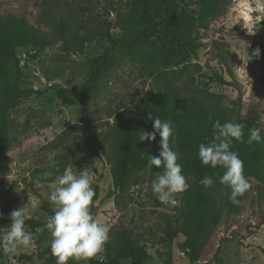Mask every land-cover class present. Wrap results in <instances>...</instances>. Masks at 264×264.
<instances>
[{"label":"rangeland","instance_id":"obj_1","mask_svg":"<svg viewBox=\"0 0 264 264\" xmlns=\"http://www.w3.org/2000/svg\"><path fill=\"white\" fill-rule=\"evenodd\" d=\"M216 1L185 40L194 38L198 48L183 49L185 58L172 57L159 72H178L172 84L201 111L232 122L253 117V127L264 136V0ZM203 3L180 0L178 5L196 17ZM0 15L34 26L47 41L41 49L16 50L19 62L7 65L9 80L20 71L22 89L50 88L42 96L19 101L8 112L11 145L0 158V232L11 223V211L24 206L25 221H40L43 226H26L33 244L12 254L0 251V264H56L46 228L53 214L48 197L67 168L77 175L88 172L95 190L91 212L109 227L107 243L113 246L117 232L131 231L133 240L147 251L144 264H264V184L257 179L248 178L251 188L239 203L240 214L222 209L218 225L205 233L194 263L178 247L182 235L169 238L166 233L182 227L184 209L180 203L159 202L151 189L156 174L134 171L123 188L113 187L109 137L115 132L114 120L142 96L157 91L155 76L118 41L128 38L121 28L124 23L135 33L145 28L139 0H0ZM162 19L163 15H154L155 22ZM60 23L66 26L63 38L56 34ZM105 30L114 42L101 38ZM165 38L149 39L141 54L157 62L161 45L176 47ZM257 47L260 57L250 59ZM95 69L98 73L90 82ZM52 153L54 166L49 160ZM179 154L182 161L185 154ZM187 182L193 185L192 179ZM227 188L213 183L205 189L222 208ZM107 243L96 260L112 255ZM68 264L88 262L70 259Z\"/></svg>","mask_w":264,"mask_h":264},{"label":"trees","instance_id":"obj_2","mask_svg":"<svg viewBox=\"0 0 264 264\" xmlns=\"http://www.w3.org/2000/svg\"><path fill=\"white\" fill-rule=\"evenodd\" d=\"M139 1L142 7V20L146 23L145 28L135 33L124 23L121 28L128 38L118 41L129 50V55L134 61L139 62L143 69H147L152 76H155L157 91L142 96L133 107L124 110L114 120L115 132L109 137L113 152L112 183L115 190L121 189L134 171H146L150 174L162 171L157 168H153L151 172L146 170L149 156H159L161 151L159 134L157 133L155 140L151 142L140 141L139 134L154 131L151 119L171 121L174 129L175 150L185 154V158L178 162L182 166L186 180L192 179L193 185L179 199L184 209L182 227L175 231L168 229L166 233L169 238L175 237L178 233L182 235L184 241L178 244V247L189 261L194 263L201 253L205 233L210 227L218 225L222 209L233 215L241 212L239 204L233 203L230 199L229 187L226 190L223 207L220 208L218 202L212 199L200 183L205 176H212L217 188L224 187L219 180L225 170L219 166L212 168L203 165L198 157V149L201 143L207 144L212 139L213 123L219 120L223 124L226 121L219 116L205 113L191 104L172 84V80L179 73L176 71H172L171 74L161 73L159 66L164 68L171 64L172 57L176 55L185 58L183 49L194 52L198 48L194 38L185 40L195 25L205 21V9L215 5L217 1L204 0L203 9L196 17L189 15L184 9H179L180 0ZM153 12L154 15H163L162 21L155 22ZM161 24H164V27L159 29ZM65 30L66 26L60 23L56 29L57 36L63 38ZM161 35L175 43L176 47L167 49L164 44L161 45L157 50L160 59L155 62L142 55L140 51L149 39H158ZM101 38L114 42L108 30H105ZM46 45V38L39 34L34 26L11 16L0 15V158L9 151L11 145L8 133V112L19 101L42 96L50 89H22L20 87L21 72L17 71L16 77L9 80L7 65L12 61L18 64L17 49L31 47L37 50ZM97 70L93 71L90 82L95 80ZM217 79L224 84L220 76H217ZM236 123L244 125V135L242 141H232L230 150L237 152L243 160L245 176L253 177L264 184V142L252 144L247 142L254 118L250 117ZM237 199L241 202L242 196ZM25 226L38 229L43 225L40 221L26 220ZM107 246L111 248V256L105 261L96 260L93 256L86 259L88 264H120L122 260H130L131 264H144L148 259L146 249L133 240L132 233L128 230L117 232L113 237V246L109 243Z\"/></svg>","mask_w":264,"mask_h":264},{"label":"clouds","instance_id":"obj_3","mask_svg":"<svg viewBox=\"0 0 264 264\" xmlns=\"http://www.w3.org/2000/svg\"><path fill=\"white\" fill-rule=\"evenodd\" d=\"M259 21L258 19L257 24ZM253 57H260L258 47L249 58ZM151 120L154 131L139 134L140 141L149 142L155 140L157 133L160 136L159 156H149L146 164L149 172L153 168L162 169L151 181V189L161 204L176 206L180 203L177 196L186 192L190 185L178 162L180 154L175 150L173 124L159 118ZM212 128V139L207 144L199 145V160L203 165L212 168L219 166L225 170L219 182L231 189L230 199L239 204L237 197L243 196L251 188V184L245 176L243 160L237 152L230 149L233 140L242 141L244 125L230 120L221 124L217 120ZM249 133V144L264 142L260 128H250ZM54 156L55 153H52L49 157L53 166L56 163ZM200 183L209 188L214 183L213 177L205 176ZM94 196L95 190L87 171L77 175L71 168H67L53 185L48 197L53 205V214L48 216L46 228L52 237L50 251L56 257V264H68L70 259H89L101 252L108 242L109 227L98 222L91 212ZM9 219L11 223L5 231L0 232V251L6 254L15 253L21 246L33 244L32 234L25 226V206L11 211Z\"/></svg>","mask_w":264,"mask_h":264}]
</instances>
